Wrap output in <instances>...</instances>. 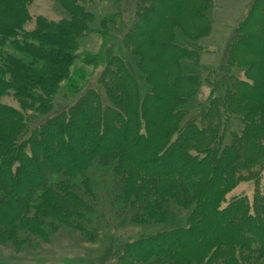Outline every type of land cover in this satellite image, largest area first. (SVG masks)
Returning <instances> with one entry per match:
<instances>
[{
  "label": "trees",
  "instance_id": "trees-1",
  "mask_svg": "<svg viewBox=\"0 0 264 264\" xmlns=\"http://www.w3.org/2000/svg\"><path fill=\"white\" fill-rule=\"evenodd\" d=\"M33 1L0 0V245L36 248L60 231L94 242L107 174L109 219L186 215L127 238L112 264H262L264 0L238 22L224 72L205 77L193 109L184 104L202 78L182 63L199 61L212 0H134L127 17L121 0H98L111 5L100 16L94 0H50L56 19L32 13ZM115 42L135 58L143 94L119 55L106 60ZM60 99L68 106L54 113ZM241 182L251 199L228 197Z\"/></svg>",
  "mask_w": 264,
  "mask_h": 264
},
{
  "label": "rangeland",
  "instance_id": "rangeland-1",
  "mask_svg": "<svg viewBox=\"0 0 264 264\" xmlns=\"http://www.w3.org/2000/svg\"><path fill=\"white\" fill-rule=\"evenodd\" d=\"M134 0H121L122 10L125 14L130 12ZM253 0H212L208 16L211 21L210 32L200 41L199 61L197 63L183 62V72L186 74H197L202 78L199 90L184 106L193 109L203 103L209 94V88L205 85V77L213 78L222 75L224 62L226 60L231 35L237 27L238 22L244 17ZM34 14H41L49 18H58L60 11L50 0H34L30 6ZM111 10L109 2L100 3L94 0L91 11L100 16ZM128 14L125 16L127 17ZM99 40L90 39L87 43L89 48H96ZM184 43V41H180ZM117 54L124 61L130 72L134 75L143 94L146 84L142 74L136 67V60L133 55L125 50L118 42L110 44L105 50L106 60ZM243 68H233V73L243 77ZM215 71V72H214ZM210 73V74H209ZM94 83V81H93ZM10 103L9 100L6 101ZM14 104V103H12ZM67 105L65 100H58L54 103L53 112H59ZM102 170H107L102 168ZM97 194L100 202V213L95 218L98 223L97 239L94 242L83 241L77 234L60 231L49 243H40L31 248H15L12 245H0V264H112L113 253L120 248L127 238L135 237L142 232H155L168 230L175 226H182L185 222V213L174 214V216L163 223L132 224L125 219H109L105 208L115 209L116 206L109 204L107 195L111 188L110 179L104 180L107 176L99 178L97 175ZM99 178V179H98ZM104 178V179H103ZM251 182H241L228 195L242 194L251 199L253 193ZM104 199V200H103ZM103 200V201H102ZM111 205V206H110ZM112 216V214H111ZM264 264V261L263 263Z\"/></svg>",
  "mask_w": 264,
  "mask_h": 264
}]
</instances>
